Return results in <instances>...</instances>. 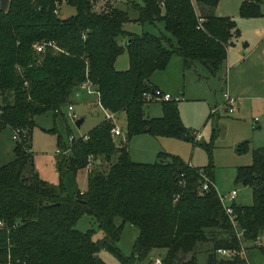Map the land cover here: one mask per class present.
<instances>
[{
	"label": "trees",
	"instance_id": "16d2710c",
	"mask_svg": "<svg viewBox=\"0 0 264 264\" xmlns=\"http://www.w3.org/2000/svg\"><path fill=\"white\" fill-rule=\"evenodd\" d=\"M219 0H141L133 3L135 20H162L166 34L136 33L124 28L126 10L109 6L94 9L90 0H7L0 7V129L23 127L29 133L34 116L56 112L72 102L70 94L85 80L99 92L108 112L124 111L126 142L116 145L112 121L101 119L71 143L58 133L57 146H70L69 154H57L61 179L68 171L86 166L92 153L99 161L87 173L84 191L60 192L34 170L26 172L33 150L28 140L15 141L14 158L0 165V264H107L100 249L110 250L121 264H136L150 249L165 247L158 264H196L194 246L210 241L206 264H247L239 251L245 240L264 233V145L252 150V162L237 167V180L252 189L253 202H232L230 215L220 198L211 161L194 166L176 154L157 153L153 162L130 158L128 138L148 132L198 142L179 115V99L162 100L163 114L146 117L144 92L155 86L150 76L163 69L172 54L191 67L201 62L216 75L227 57V46L239 34L235 19L218 14ZM66 2L75 12L59 15ZM264 0H241L239 14H263ZM203 20L198 27L199 18ZM174 39V41H173ZM123 40V43L122 41ZM53 41L36 51L34 44ZM126 50L129 65L116 69V57ZM69 129V128H68ZM54 130V128L52 129ZM26 133V134H27ZM28 141V142H27ZM248 141L237 146L247 149ZM115 156L107 170L99 165ZM202 168L210 182L202 188ZM92 215L104 234L76 227L82 214ZM125 222L138 228L132 252L124 254L117 241ZM219 248L233 249L230 258H217ZM187 252H193L186 257Z\"/></svg>",
	"mask_w": 264,
	"mask_h": 264
},
{
	"label": "rangeland",
	"instance_id": "374dc122",
	"mask_svg": "<svg viewBox=\"0 0 264 264\" xmlns=\"http://www.w3.org/2000/svg\"><path fill=\"white\" fill-rule=\"evenodd\" d=\"M134 2L140 3L141 0H95L91 3L97 10L109 6L127 9L131 19L124 24V27L130 31L136 33L148 31L172 37L171 33L165 29L162 20L154 22L135 20L134 17L138 13L133 6ZM240 2L241 0H219L217 9L215 8V11L222 15L235 19L239 29V34L229 45L228 56L218 74H209L206 67L199 61H195L191 67H186L180 55L172 54L167 65L163 69L155 70L151 75V80L164 88H160L161 90L180 99L177 106L183 124L200 133L198 142L211 143V153L203 145L195 144L192 140L167 135L154 136L148 132L130 136L127 149L130 158L139 162H153L159 151L176 154L187 162L191 160L194 166H205L211 161L215 186L219 194L226 195L232 189L237 191L233 200L223 198V202L248 205L253 202L252 189L249 185L239 182L236 176L238 166L252 162L253 148L264 145V117H262L264 110V4L261 5L263 14L244 17L239 14ZM58 8L59 15L62 17L75 12V7L66 2H62ZM127 60L128 54L124 50L117 56L115 65H127L123 68L126 69L129 65ZM225 91L236 98L237 111L226 110ZM83 93L85 91L81 90L79 96L70 94L75 114L78 117L84 116L79 127L67 116V104H65L61 107L62 113L57 116H54L52 111L35 115L34 126L22 140H28L33 150L31 161L26 165L25 171H36L56 192H60L62 186L63 192L68 194H74L78 190L84 191L87 186V173L94 168L93 164L90 168L85 166L78 169L76 174L68 171L61 179L56 163L58 133L65 139L69 134L79 136L87 133L101 118L105 119L103 110L95 103V96L91 94L92 96L88 97ZM161 101H146L143 104L144 115L146 117L161 116L163 114ZM255 116L259 118L256 122ZM109 120L122 129V136L126 134L124 111L114 114L113 119ZM11 133L10 126L0 129V165L12 160L15 156L13 150L15 141ZM115 138L116 145H120L121 136ZM244 140L248 141L247 149L243 152L237 151L238 144ZM113 161H115L114 155L109 161H103L99 168L107 170ZM76 227L80 230L93 228L94 239L104 234L95 218L88 213L82 214L77 220ZM137 235L138 228L130 222H125L117 241L122 253L127 255L132 252ZM243 245L246 249L247 264L264 263V233L256 241L245 240ZM211 247L210 241L196 243L193 250L196 255V264L207 263L208 249ZM166 252L165 247L152 248L145 256L137 258L136 264H158L156 258L162 259ZM191 253L193 252L185 256L189 257ZM215 253L217 258L232 257L217 251ZM98 255L107 264H121L119 258L110 250L100 249Z\"/></svg>",
	"mask_w": 264,
	"mask_h": 264
},
{
	"label": "built area",
	"instance_id": "2783aa9c",
	"mask_svg": "<svg viewBox=\"0 0 264 264\" xmlns=\"http://www.w3.org/2000/svg\"><path fill=\"white\" fill-rule=\"evenodd\" d=\"M91 2L95 1V0H90ZM203 18L200 17L199 18V22H198V27L201 25V22H202ZM46 45H50V46H53L55 48H57L54 44L53 41H47V42H41V43H35L34 44V47L36 49V51H42L44 50L45 46ZM58 49V48H57ZM81 90L85 91L86 93H93V94H96L97 97H98V103L100 104L99 102V92L98 90L96 89V87L94 86V84L92 83V81L90 80H85V81H82L74 90H73V93L76 95V96H79L80 93H81ZM144 96L147 100H172V99H178V97L176 96H173L171 95L170 93L168 92H165L163 90H161L160 88L158 87H155L153 90L151 91H146L144 92ZM224 98H225V101L227 103V107L226 109L228 111H235L237 109V105H236V99L234 97H232L227 91L224 92ZM101 106V104H100ZM67 109H66V113H67V116L69 118H71L72 120H75L78 118V116L75 114L74 112V105H73V102H70V103H67ZM102 107V106H101ZM103 108V107H102ZM104 109V108H103ZM56 112H59L61 111L60 109H55ZM105 119H113L114 117V113L112 112H108L107 110H105ZM264 114V110L262 112ZM258 117L255 116L254 117V120H257ZM11 137L14 141H21L23 140L25 137H26V129L23 128V127H19V126H14V127H11ZM111 131V135L114 139H116L115 137H118V136H121V143H125L126 142V134L124 136L123 133H122V129L116 124L114 123L110 129ZM193 138L194 139H198L199 136H200V133L196 130H191L190 131ZM79 136H83L84 138L87 137L86 133L85 134H82V135H79ZM79 136H75L73 134H69L68 135V142L71 143L73 139L79 137ZM68 152H70V146L66 147V148H61V147H57L56 148V153L57 154H67ZM99 161V159H97L92 153H89L87 155V163H86V167H89L90 166L92 167V165L96 164L97 162ZM200 172L204 178V182H203V185H202V188L206 189L208 187V183L210 182L208 176L206 175L205 171L200 168ZM235 195H236V189H232L230 190L226 195H220V198L223 202V198H229L230 200H233L235 198ZM224 204V207L226 209V211L230 214V215H234L233 214V208L230 204ZM0 225H2V221L0 220ZM259 237V236H258ZM257 237V238H258ZM256 238V239H257ZM255 239V241H256ZM258 242V241H257ZM258 244V243H257ZM217 252H220L222 254H226V255H230V256H233L236 251L233 250V249H226V248H219L217 250ZM156 262H160V259L157 258L156 259ZM264 264V263H262Z\"/></svg>",
	"mask_w": 264,
	"mask_h": 264
},
{
	"label": "crops",
	"instance_id": "0c3cea01",
	"mask_svg": "<svg viewBox=\"0 0 264 264\" xmlns=\"http://www.w3.org/2000/svg\"><path fill=\"white\" fill-rule=\"evenodd\" d=\"M128 3H130V2H128ZM216 9H217V5H216V7H215ZM215 9V10H216ZM124 10H126L127 11V9H124ZM127 13H128V11H127ZM216 13H218V14H221V13H219V12H217L216 11ZM129 16V15H128ZM137 17V16H136ZM136 17H134V19H136ZM129 18H130V16H129ZM131 19V18H130ZM125 28V27H124ZM125 29H127V28H125ZM127 30H129V29H127ZM130 31V30H129ZM122 41V43H123V40H121ZM230 45V44H229ZM229 45L227 46V56H228V48H229ZM181 59H182V57H180ZM227 58V57H226ZM116 60H117V57H116V59H115V61H114V66H115V68L116 69H123V68H125L127 65H125V66H117V65H115V63H116ZM226 61V60H225ZM127 62L129 63V61L127 60ZM182 62H183V65H184V61H183V59H182ZM122 63V62H121ZM120 63V64H121ZM152 75V74H151ZM150 79H151V76H150ZM152 81V80H151ZM152 83L155 85V86H157V87H159V88H162V89H164L163 87H160V86H158V85H156L153 81H152ZM246 88V87H245ZM228 92V91H227ZM73 93V92H72ZM229 93V92H228ZM85 96H88V97H91L92 95H94L95 96V103H97L99 106H100V104L98 103V97H97V95L96 94H93V93H83ZM92 94V95H91ZM87 99H89V98H87ZM91 99V98H90ZM236 99V98H235ZM180 100V99H179ZM178 100V101H179ZM100 108L103 110V113L105 114V111H104V109L100 106ZM227 110V109H226ZM238 110V107H237V109H236V111ZM114 114H116V113H114ZM262 117H264V114L262 113ZM102 119V118H101ZM259 119V118H258ZM258 119L257 120H254L255 122L256 121H258ZM201 136V135H200ZM199 136V137H200ZM256 147H258V146H255L254 148H256ZM253 148V149H254ZM190 164H192V165H194L192 162H191V160H189L188 161ZM251 163V162H250ZM250 163H246V164H250ZM246 164H243V165H246ZM77 173V171L75 172V174ZM213 178H214V171H213ZM214 183H215V178H214ZM217 189V188H216ZM219 193V192H218ZM236 194H237V191H236ZM196 245V244H195ZM195 247V246H194ZM245 252H246V249L244 248V245H243V247H242V249L239 251V253H240V255H242L243 257H245ZM186 254H190V252H187ZM157 259V258H156ZM160 260H161V258H159ZM158 263V262H157Z\"/></svg>",
	"mask_w": 264,
	"mask_h": 264
},
{
	"label": "water",
	"instance_id": "95a60500",
	"mask_svg": "<svg viewBox=\"0 0 264 264\" xmlns=\"http://www.w3.org/2000/svg\"><path fill=\"white\" fill-rule=\"evenodd\" d=\"M6 5H7V0H0V7L5 9L6 8ZM84 120V116H80L78 117L76 120H75V125L77 127H79L81 125V123L83 122Z\"/></svg>",
	"mask_w": 264,
	"mask_h": 264
}]
</instances>
